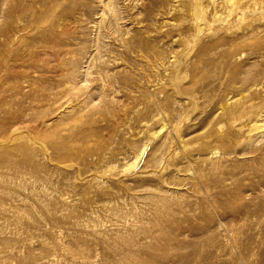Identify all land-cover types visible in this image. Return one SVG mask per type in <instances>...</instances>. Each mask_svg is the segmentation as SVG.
Here are the masks:
<instances>
[{
  "label": "rangeland",
  "instance_id": "374dc122",
  "mask_svg": "<svg viewBox=\"0 0 264 264\" xmlns=\"http://www.w3.org/2000/svg\"><path fill=\"white\" fill-rule=\"evenodd\" d=\"M243 2L0 0V264H264Z\"/></svg>",
  "mask_w": 264,
  "mask_h": 264
},
{
  "label": "bare ground",
  "instance_id": "6f19581e",
  "mask_svg": "<svg viewBox=\"0 0 264 264\" xmlns=\"http://www.w3.org/2000/svg\"><path fill=\"white\" fill-rule=\"evenodd\" d=\"M87 1V0H86ZM255 2V3H262V2H264V0H244V2L242 3V4H240V7H242L243 9H241V10H244L245 8H248L249 6H250V4L252 3V2ZM109 2V1H108ZM102 3H103V1H102ZM106 4V3H105ZM104 4V5H105ZM103 6V5H102ZM112 6V5H111ZM114 6V5H113ZM106 7V6H105ZM249 9V8H248ZM240 10V11H241ZM244 11H247V10H244ZM46 12V11H45ZM243 12V11H242ZM118 13V12H117ZM0 15H1V13H0ZM39 16H40V13H39ZM116 17V16H115ZM102 18H103V16H102ZM101 18V19H102ZM120 19V18H119ZM140 47V46H139ZM138 47V48H139ZM137 49V48H136ZM141 49V48H140Z\"/></svg>",
  "mask_w": 264,
  "mask_h": 264
}]
</instances>
